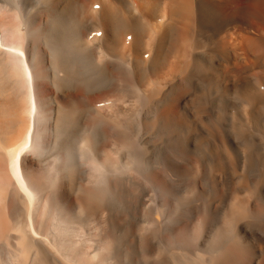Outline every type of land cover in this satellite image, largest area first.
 <instances>
[{
	"label": "bare ground",
	"instance_id": "obj_1",
	"mask_svg": "<svg viewBox=\"0 0 264 264\" xmlns=\"http://www.w3.org/2000/svg\"><path fill=\"white\" fill-rule=\"evenodd\" d=\"M61 134L75 138L86 187L64 170L66 152L46 149ZM0 136L2 237L15 223L11 187L32 234L37 202L60 224L78 207L107 228L109 252L142 201L117 193L121 169L163 205L197 191L148 235L201 241L172 251L173 264H264V0H0Z\"/></svg>",
	"mask_w": 264,
	"mask_h": 264
},
{
	"label": "rangeland",
	"instance_id": "obj_2",
	"mask_svg": "<svg viewBox=\"0 0 264 264\" xmlns=\"http://www.w3.org/2000/svg\"><path fill=\"white\" fill-rule=\"evenodd\" d=\"M20 105H22V104L20 103ZM20 108L21 107H19V110H18V108H16L18 113L15 112V114L22 116L21 115L22 113L21 114H19V113L23 112V109L21 108L22 109V111H21ZM15 126H17V125H15ZM89 131L90 132H88V133L91 135L94 132V130H91V129ZM67 135H69V134H61L59 136V139L57 140V142H55L57 144L52 145L53 146L52 148L50 147V148H46V149H48L49 152H54L55 150H58L61 153L63 152L62 153L63 155L66 152V158L70 157V159H73V160H70L68 158L69 159L68 160L64 157L65 158L64 162H65V160L70 162V163L67 162V164L64 163L65 164L64 170H65V167H67L66 172L67 171L69 172L71 170L73 172L70 171L69 173L75 175L76 177H83L84 176L83 178H81V181L79 182L80 187H78V188L81 189L83 187L88 186V183H89L88 174L86 171V167L81 165V163L79 161L78 150L74 144L75 138L72 136L68 137ZM109 135H108L109 138L107 136H106V138H104V139H106V140H104V142L108 141V147H110L109 149L111 152V150L114 148L113 144H112L113 143L112 142L113 136L110 133H109ZM60 137H62V138L60 139ZM110 137H112V138L110 139ZM0 138H1L0 139V143H1L0 144L1 145L0 151L1 152L5 151V153H6V152H8V149L4 148V147H6L4 145V143H2L4 140L2 141L1 136H0ZM71 141H72L71 145L74 144L72 146L68 145V144H70ZM106 144H107V142H106ZM56 145H58V146H56ZM70 147L71 148L76 147V149L72 148L75 151L70 149ZM63 150H65V151H63ZM69 150L73 151V154H71L72 152ZM76 154H77V156H76ZM75 156H76V158H74ZM113 156L115 158L117 157L116 159H118V158L120 159V154L117 155L114 153ZM50 159H48L49 161L48 160L47 161L45 160V161L47 163L50 162L51 164H58V160L55 157L50 158ZM75 159L77 161H75ZM72 161H73V163H74V161L76 162V163H74V167H72L73 169L70 168L73 165V163L71 164ZM80 165L83 167H81ZM78 166H80L79 167L80 169L78 168ZM81 173H84V175ZM127 175H129V174L126 173L125 171H122L121 169L116 170L112 176L110 175L113 183L116 185V187L117 186L119 187V189L116 188L117 193L121 195L122 193H124L128 189L129 190L133 189V191L137 195H139L138 196L139 200H142V201H140V203L138 204V207H136L137 211L135 210V218L132 220L134 222L131 223L134 225V227H133V225L128 226L127 229L122 230L123 232L121 231L120 233H118L117 238H115V237L113 238V246H112L113 249L112 248L109 249V252H108V249H106L103 245V241H102L103 239H101V238H103L102 236L104 235V233L107 232L106 231L107 228L105 229V227L103 225H96L95 226V225H92L91 223H88L86 220H84L85 219L84 218L85 213L80 212L78 207L73 208L74 209V212L72 214L73 216L71 215L72 220L69 219V221L67 220V222L62 221L63 224L62 223L60 224L61 218L59 216H58L59 219L57 218V216L55 217L59 221L58 220L56 221V219L54 218V216L52 214H51L52 217L49 218L51 216L49 213H52L50 211L51 205L46 206L45 202H41V203L37 202L36 205H38V206L35 205L36 207H33L31 211L36 212V214H33V213L32 214H33V218H34V223L36 222L35 225H36V230L38 233L32 234L28 230V225H27L28 221H26L28 219L27 216H28V213L30 211L28 208L27 202H25L20 197L19 192L14 191L11 187L7 188L6 192L8 191V199L9 200L12 199L11 200V202H13L12 206H15V210L12 207L13 218L15 219L14 220L15 223L13 221L14 224H13L12 229H11L12 231L10 230L11 232L7 233V236L9 238L5 234L4 235L6 237L4 235H3L4 237L0 236V238L2 239V240L0 239V264H173V262L170 259L172 257V251H174L173 254L175 253V251L177 254H179L178 252H180V254H182L181 251L183 253L187 252V251H184L185 250L184 247H187V245L189 243L190 244L188 246H190V247L193 246V244H192L193 242H195L194 246H197L201 243V241L199 242L197 240L198 241V243H197V241H192L189 238H188L190 240L189 242H188L187 238H186L187 240L185 238H182L179 240L180 237L177 235H176L177 237L175 236L176 239L174 238V236L171 237V238H174L175 242L173 239L171 240V238H170L171 242L173 241L172 243H170V241H167V240H166V242L162 241L160 238V235L156 236V238H148L150 236V234L153 233L152 229L154 230V228L156 227V220H155L156 216L159 217L161 220H163L164 218H166V216L168 217L170 215L168 217V220H166L169 222H165L164 226H167L168 224H169L168 226H172L174 220L177 219V217L180 215V213L182 212V209L185 207V205L191 206V204H192L191 200H193V197L196 196L195 194L197 191L194 190L195 192L193 191V193L186 191V190L178 191L177 192L178 194H176L174 197V201H172V203L168 204V206H167L166 204L163 205L160 203L161 197L159 194L153 193V191L151 192L150 190H148L147 186L140 184L142 186L141 187L137 182H134L133 179L130 180V178H132L130 175L128 177H127ZM136 183L138 185H136ZM133 184H135V186ZM138 187H139V189H138ZM119 191H120V193H119ZM256 193H258V190H256ZM10 194H11V196H9ZM182 194L184 197L182 196ZM74 195H75V193H74ZM108 199H109L110 205L113 208V210L117 211V212L113 211L114 215L123 212L124 207L122 208L121 205H119L120 203H116V201L113 198L112 199L108 198ZM108 199H107V201H108ZM73 206L75 207V205H73ZM116 206H117V208H116ZM118 207H121V208H118ZM114 208H116V209H114ZM189 209H191V208H189ZM51 219H52V221H51ZM53 220H54V222H53ZM18 221L19 222L21 221L20 222L21 224ZM16 222H18L19 224H17ZM55 222H57V223L55 224ZM80 223H81V225H80ZM170 223H172V224H170ZM192 223H194V222L191 221V223L189 224L190 226L188 225V229L190 230V232H191V229L193 226ZM15 225H17V226H15ZM53 225L54 226L58 225L59 229H56L57 226L54 228ZM218 225H220L219 222H217L215 227ZM63 226H65L66 228H64ZM61 227H63V229H65L66 232H64L65 230H63ZM98 228H99V231L101 232V233L99 232L100 235L97 232ZM55 229H56L55 234L57 232L60 233V234L57 233L56 234L57 236L53 233V231H55ZM132 229H134V230H132ZM59 230H61V231L59 232ZM126 231H128L127 234H126ZM63 232H64V234H63ZM69 232H70V234H69ZM128 233H130V234H128ZM61 234H63V236L66 238L62 239ZM95 234H97V235H95ZM123 235H125V236H123ZM11 236L14 240L11 238ZM17 236H18V239H17ZM29 236H31V237H29ZM54 236L57 238V240ZM58 236H61L60 240H58L59 239ZM93 236H96V237H93ZM22 237H23V239H20ZM15 238L17 240V243H20V244H17L15 242L16 241ZM129 239L131 241H133L134 246H131L127 242ZM20 241H22V242H20ZM23 241H24V243H23ZM186 241H187V243H186ZM177 242L180 244H178ZM182 242L185 243V246H184V244L181 246ZM14 243H15V245H14ZM16 244L18 247L16 246ZM176 245H178V246L176 247ZM179 245L183 249H181L179 247ZM174 248L178 249V251L174 250ZM105 255H106V257H105ZM169 256H171V257H169ZM107 258H109V261L107 260Z\"/></svg>",
	"mask_w": 264,
	"mask_h": 264
}]
</instances>
